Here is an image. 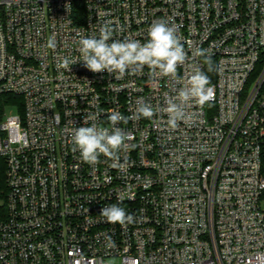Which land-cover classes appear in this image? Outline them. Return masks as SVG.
Returning a JSON list of instances; mask_svg holds the SVG:
<instances>
[{"label": "built area", "instance_id": "2783aa9c", "mask_svg": "<svg viewBox=\"0 0 264 264\" xmlns=\"http://www.w3.org/2000/svg\"><path fill=\"white\" fill-rule=\"evenodd\" d=\"M161 19L188 53L178 79L63 67L105 22L143 43ZM194 66L211 102L175 129L163 111L130 118L140 100L163 109ZM2 96L18 113L0 111V264H264V0H0ZM113 111L129 117L121 168L82 162L71 129L90 113L110 128ZM112 204L133 222H107Z\"/></svg>", "mask_w": 264, "mask_h": 264}, {"label": "clouds", "instance_id": "9594fccd", "mask_svg": "<svg viewBox=\"0 0 264 264\" xmlns=\"http://www.w3.org/2000/svg\"><path fill=\"white\" fill-rule=\"evenodd\" d=\"M110 23L105 22L99 28L98 36H82L79 39L80 58L63 60V67L68 72L71 71L72 65L82 61L84 67L93 73L107 72L123 76L129 71L140 72L147 66L156 76L178 79L177 69L185 64L188 53L185 51L175 24H170L165 19L154 21L147 30V40L142 43L130 37L113 39L114 29L110 27ZM48 43L49 46L55 47L54 38ZM192 54L193 56L206 55L202 49H195ZM209 71H212L211 64H209ZM210 84V77L199 67L194 66L176 96H166L163 109L154 110L151 103L140 100L130 118L151 119L155 111H163L168 116V125L175 129L178 122L186 117V105L195 103L204 106L213 100L214 90ZM98 118V114L90 113L82 126H73L70 132L73 150L79 152L82 162L91 166L97 165L100 162V156L103 155L113 161V168H121L119 153L128 149L127 140L130 137L117 125L120 122L127 123L129 117L118 111L111 112L108 115L110 128L99 126ZM100 214L109 223L125 224L132 223L134 220V216L118 204L101 208Z\"/></svg>", "mask_w": 264, "mask_h": 264}, {"label": "trees", "instance_id": "16d2710c", "mask_svg": "<svg viewBox=\"0 0 264 264\" xmlns=\"http://www.w3.org/2000/svg\"><path fill=\"white\" fill-rule=\"evenodd\" d=\"M14 97H0V111H3L7 106H13L14 101L8 100ZM16 100L21 101V98H16ZM16 104V102H15ZM6 192V182H5V165L3 161L0 160V196Z\"/></svg>", "mask_w": 264, "mask_h": 264}, {"label": "rangeland", "instance_id": "374dc122", "mask_svg": "<svg viewBox=\"0 0 264 264\" xmlns=\"http://www.w3.org/2000/svg\"><path fill=\"white\" fill-rule=\"evenodd\" d=\"M5 113L6 116H15L17 115L18 111L14 107H7Z\"/></svg>", "mask_w": 264, "mask_h": 264}]
</instances>
